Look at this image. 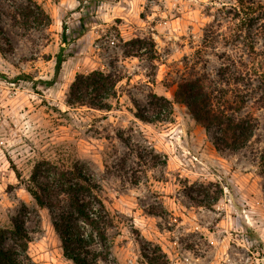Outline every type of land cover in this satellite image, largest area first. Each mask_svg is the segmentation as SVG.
<instances>
[{
    "label": "rangeland",
    "instance_id": "374dc122",
    "mask_svg": "<svg viewBox=\"0 0 264 264\" xmlns=\"http://www.w3.org/2000/svg\"><path fill=\"white\" fill-rule=\"evenodd\" d=\"M34 3L50 15L49 26L25 17L24 7ZM235 3L0 0V226L20 211L28 216L26 264H74L52 214L23 184L44 158L78 159L100 185L114 222L109 256L97 264H149L144 254L157 247L168 264H264V107L248 102L244 113L254 114L259 128L246 148L231 152L217 150L175 101L185 81H219L229 55L260 61L249 59L242 38L232 40ZM61 47L65 60L56 75ZM96 69L121 79L112 109L68 105L76 75ZM155 94L174 101L170 121L136 116L153 113Z\"/></svg>",
    "mask_w": 264,
    "mask_h": 264
},
{
    "label": "trees",
    "instance_id": "16d2710c",
    "mask_svg": "<svg viewBox=\"0 0 264 264\" xmlns=\"http://www.w3.org/2000/svg\"><path fill=\"white\" fill-rule=\"evenodd\" d=\"M24 15L28 19L33 17L43 21L45 26L51 24L50 15L38 3H34V7L25 6ZM230 17L237 27L232 40L242 38L249 59L260 61L255 65L229 55L219 71V81L210 86L198 80L185 81L175 92V101L188 107L193 118L212 135L217 150L239 152L249 145L259 128L257 117L250 112L244 113L248 102L264 107V4L260 0H236ZM259 39L262 41L260 50L256 47ZM134 42L137 48L143 45L142 39ZM63 50L61 47L56 56V75L65 60ZM127 54L133 53L128 51ZM120 80L116 74L100 69L78 73L69 87L67 104L111 110L112 99L118 96ZM54 81H48V84ZM151 106L152 114L138 110L136 116L145 122L172 119L173 100L155 94ZM259 164L264 172V151L259 154ZM16 174L22 178L17 169ZM23 184L38 207L46 208L52 214L53 225L67 259L74 264H97L99 259L108 258L112 247L108 229L113 225L114 218L101 196L100 185L78 159L70 162L38 160ZM24 209L25 206L22 211ZM27 217L20 211L11 219L9 226H0V264H26L29 260L31 234L26 225ZM97 246H101L102 250H98ZM144 256L149 264L169 262L160 247L154 254Z\"/></svg>",
    "mask_w": 264,
    "mask_h": 264
}]
</instances>
